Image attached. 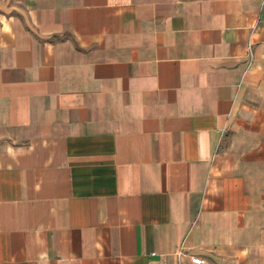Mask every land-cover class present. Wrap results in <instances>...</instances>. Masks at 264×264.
<instances>
[{
    "label": "crops",
    "instance_id": "obj_1",
    "mask_svg": "<svg viewBox=\"0 0 264 264\" xmlns=\"http://www.w3.org/2000/svg\"><path fill=\"white\" fill-rule=\"evenodd\" d=\"M264 264V0H0V264Z\"/></svg>",
    "mask_w": 264,
    "mask_h": 264
},
{
    "label": "built area",
    "instance_id": "obj_2",
    "mask_svg": "<svg viewBox=\"0 0 264 264\" xmlns=\"http://www.w3.org/2000/svg\"><path fill=\"white\" fill-rule=\"evenodd\" d=\"M192 264H203L202 260L199 258H192Z\"/></svg>",
    "mask_w": 264,
    "mask_h": 264
}]
</instances>
